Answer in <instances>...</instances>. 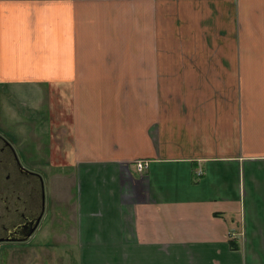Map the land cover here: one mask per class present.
<instances>
[{"label":"crops","instance_id":"obj_1","mask_svg":"<svg viewBox=\"0 0 264 264\" xmlns=\"http://www.w3.org/2000/svg\"><path fill=\"white\" fill-rule=\"evenodd\" d=\"M10 93L47 139L40 256L264 264V0H0L2 127ZM73 167L76 223L51 186Z\"/></svg>","mask_w":264,"mask_h":264},{"label":"flooded vegetation","instance_id":"obj_2","mask_svg":"<svg viewBox=\"0 0 264 264\" xmlns=\"http://www.w3.org/2000/svg\"><path fill=\"white\" fill-rule=\"evenodd\" d=\"M45 176L29 155H22L18 143L0 125V263L10 256L47 247L52 230L47 222L50 206L46 195ZM46 220V221H45ZM38 240H43L38 242Z\"/></svg>","mask_w":264,"mask_h":264},{"label":"rangeland","instance_id":"obj_3","mask_svg":"<svg viewBox=\"0 0 264 264\" xmlns=\"http://www.w3.org/2000/svg\"><path fill=\"white\" fill-rule=\"evenodd\" d=\"M171 41L172 40H168V43H167V47L168 48H173L175 46V44H176L175 42H171ZM170 42H171V45H170ZM45 96L46 95H44L43 100L45 99ZM6 105H7V109L10 108L11 106H13L14 109L19 108V110H17V111L16 110H14V111L11 110L12 112L9 111V109H8L7 110L8 116L9 117H10V115L14 116L15 113H16V115L18 117H22L23 116L22 118H23V120L25 122V125H24L23 129L25 130V132L23 130H20V131H23L24 138H27V136H28L29 140L31 138L30 141L33 144H30L29 147H28L27 141L26 142H22L23 146L21 148H22V150L24 152H28V153L31 151V147L37 146L38 148H41L40 151H39L40 153L38 155H36V159L34 160V163L37 166L39 165V167L41 168V166L47 164V161H46L47 160V157H46L47 139H46V142L45 141L41 142V138H38L35 135H31V133L28 134L27 130L29 129L31 123H34V122L31 121V118L27 117L29 111L28 110H23L22 108H20L18 106V104L16 102V99H15V94H13V93L8 94V100H7ZM40 106H41V108H43L42 104ZM35 114L36 115H40V113H35ZM42 114H43V116H45V112H42ZM9 117H8V122L9 123L7 124V126L4 125V123H2V124L4 125V127H7V132L11 136H14L15 133L18 131L16 129L18 125L11 124L10 121L12 119H10ZM5 119H6V117H5ZM33 129H35V127ZM28 153H26V154H28ZM45 171H46V169H45ZM47 173H48V171H47ZM46 182H48V181L45 178V185H46ZM51 186L52 187L54 186V188L57 189V193L60 196H64V194H65V200L68 202V203L67 202H65V203L68 205V211L71 210V212L67 213V214L70 215V218L74 217L73 220H71V221L73 223H76L77 220H78V216H79V214H78L79 207H78V203H77V201H78V193H79V177H78L77 168L73 167L72 170L65 171L63 179H60V180L57 179V180L52 181ZM49 193H50V190H49ZM51 194H52V191H51ZM47 195H48V192H47ZM64 207L65 206L63 205V199H62L60 201V204L58 205V208L63 210ZM52 208H53V206L51 207V209ZM56 208H55V211L53 212L54 213L53 214V221H56V216H55ZM49 217L50 216L46 217L47 221L50 220ZM59 220H62V217ZM255 221L256 222H262V221H264V218L262 217V215L259 214L257 216V218L255 219ZM42 233L45 234V233H47V231L44 229L42 231ZM73 253H74L73 249H71L68 252V254H70V255H72ZM67 258L68 257H67L66 249L63 248V247L58 249V250L56 249L55 258L53 260L52 259L50 260L49 256H47V251H46L45 248L42 251L41 256L38 254V250H36V248H35V251L34 250L28 251V252L24 253L23 256H19L18 260H15V257L10 256L7 260H5L3 262V264H67L68 263ZM0 264H2V263H0Z\"/></svg>","mask_w":264,"mask_h":264},{"label":"built area","instance_id":"obj_4","mask_svg":"<svg viewBox=\"0 0 264 264\" xmlns=\"http://www.w3.org/2000/svg\"><path fill=\"white\" fill-rule=\"evenodd\" d=\"M147 166V163H142V162H137L136 163V168L138 171L143 170Z\"/></svg>","mask_w":264,"mask_h":264}]
</instances>
